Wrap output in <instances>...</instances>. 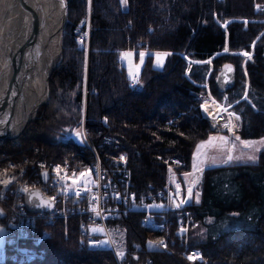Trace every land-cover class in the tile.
I'll list each match as a JSON object with an SVG mask.
<instances>
[{
	"label": "trees",
	"instance_id": "1",
	"mask_svg": "<svg viewBox=\"0 0 264 264\" xmlns=\"http://www.w3.org/2000/svg\"><path fill=\"white\" fill-rule=\"evenodd\" d=\"M156 1L127 0L123 7L120 0H66L62 54L49 77V101L20 135L26 142L42 144L48 157L83 167L93 160L87 144L48 138L44 131H34L33 123L80 126L87 108L88 139L105 163L121 152L127 154L137 195L165 186V169L172 157L184 161L181 169L190 168L196 144L214 131L203 97L206 89L200 83L208 82L213 95L221 99L224 93L214 77L224 62L236 68V83L225 93L241 115V136L264 135V14L254 11L253 0H178L172 11L178 22L171 27ZM89 2L92 22L86 54L78 46L74 28ZM137 41L142 47L169 50L171 56L164 67H155L148 53L140 70L142 85L131 88L118 57ZM181 52L199 60L188 74ZM243 53L250 54L244 69ZM246 78L248 92L242 98ZM45 126L48 130L49 125L41 127ZM201 191L200 202L187 207L207 228L205 239H190L203 259H189L179 243L171 252L147 247L146 238L157 234L141 223L142 211L132 209L121 217L129 241L142 243L139 254L131 256L132 264L148 257L147 264H264V149L256 162L206 168ZM167 216L173 232L175 213L167 211ZM235 222L242 225L215 227ZM80 236L71 224L67 237L63 230L57 231L42 257L23 264H116L111 251L88 249ZM6 264L20 263L7 260Z\"/></svg>",
	"mask_w": 264,
	"mask_h": 264
},
{
	"label": "built area",
	"instance_id": "2",
	"mask_svg": "<svg viewBox=\"0 0 264 264\" xmlns=\"http://www.w3.org/2000/svg\"><path fill=\"white\" fill-rule=\"evenodd\" d=\"M35 150L37 148L32 143L27 145L21 136L11 139L0 136V207L4 210L0 213V224L6 226L10 256L17 260L43 256L44 243L59 230L67 237L72 224L85 235L84 244L88 249L113 251L117 264H132L131 256L139 254L142 244L129 241L127 229L121 222L123 215L132 209L142 211V224L160 234L147 247L164 251H171L169 246L178 243L182 235L178 225L195 221L190 209L178 215V194L159 188L137 195L132 187L131 170L123 161L121 165L114 162L109 169L111 173L97 161L89 166L92 182L68 187L72 165L39 153L35 154L39 157L33 159L29 154ZM44 169L48 170L45 182ZM33 187H40L54 201V207L29 209L26 194ZM171 210L175 213L173 232L167 216V211ZM184 241L187 248L188 239ZM200 254L198 248L192 252V255ZM150 261L148 257L136 264Z\"/></svg>",
	"mask_w": 264,
	"mask_h": 264
},
{
	"label": "rangeland",
	"instance_id": "3",
	"mask_svg": "<svg viewBox=\"0 0 264 264\" xmlns=\"http://www.w3.org/2000/svg\"><path fill=\"white\" fill-rule=\"evenodd\" d=\"M120 3L123 7L127 6V3H124L123 0H120ZM177 3H178V0H157L156 1L157 7L161 8L162 10L165 11V16H166L165 18L168 19V21L166 23L167 27H169V26L171 27L172 24H176L178 22V15L176 14V15L172 16V11L175 8H177ZM263 3H264L263 0H253L254 11L257 13L264 14ZM256 7H260L261 10H259V9L256 10L257 9ZM66 12H67V10H66ZM66 18H67V16H66ZM91 22H92V19H91V2H89L88 7L86 9V14H85V16L82 17L81 23H80V24H86V27L80 28L81 25L78 24L77 27L74 28L75 33H76V40H77L78 46H80L81 48H84L86 54L88 53L87 51L89 48V35H90V30H91ZM65 23H66V21H65ZM63 32H64V30H63ZM61 33H62V31L59 32V36L61 35ZM62 35H63V33H62ZM56 48L58 49V53H57V56L55 57V61H58V63H59V61L61 59V54H62V48H61V52L59 53V51H60V42L59 41H57V43H56ZM122 53H130L131 55L122 56ZM140 53H144L143 59H141ZM148 53H151V62H152V65L155 67H164L165 64L168 62L170 56H171V51H169V50L151 49V48H147V47H142L140 41L136 42L135 47L124 48L119 53L118 64H119L121 69L124 67V69L126 70L128 76H129V83L131 85V88L140 87L142 85L141 81H140V70L143 66V63H144ZM158 53L161 54L159 59L157 58ZM181 55L187 61L188 67H187L186 73L188 74L193 63L197 62L199 60L190 57L185 52H181ZM249 57H250L249 53H248V55H244V60L242 62L243 69L245 66V62H246L247 58H249ZM190 60H192V62H190ZM208 61L210 62V60H208ZM86 64H87V61H86ZM211 71H212V66H210V72ZM217 72H216V74H217ZM216 74H215V77H216ZM215 77H214V80H215ZM235 83H236V81H235ZM200 84L203 85L206 89L204 94H203V97H204L206 106H208V108H209L208 120H209L211 126L214 128V131L211 132L209 134V136L212 133H216V134L213 136L212 140L210 139L207 142L206 141L204 142V140H206L209 136L200 140L196 144V147L199 145V143H200L201 147L204 146V148L207 149V154H208V155H206L207 159H211V160L217 161L218 159H221V157H224L225 155L229 154L232 157V159H231V161H229V160H226L227 159L226 158L225 159L226 162H223L224 164L235 163L237 161L238 162H241V161L256 162V161H258L259 154L264 149V135L260 136V137H256V138H244V137H242L240 132H239V129L242 127L241 115L238 112H236L235 109H233L232 105L234 103H228V95L225 93L226 91L223 92L224 94H223L222 98L218 99L211 92L208 82H204V83H200ZM248 84H249V82L246 78V83H245L246 87H245V91H244L242 98L247 97ZM49 97H50V95H49ZM48 101H49V98H48L47 102ZM47 102H45V103H47ZM45 103H43V104H45ZM217 103L222 104L227 109V111L229 112V114L231 116V122H232L231 127H220L217 123H213L211 121L210 111L214 108L215 104H217ZM43 104L39 105L37 112H36V116L27 122L25 128L27 127L28 123H31L38 116V112H39V110ZM86 112H87V108H85V112H84V116L82 118L81 125L76 126V127H72L71 125H65V126L59 127L53 123H44L43 120L40 122H34L33 123L36 126L34 131H41V132L44 131V133H43L44 136H46L48 138H55V139L72 138L74 141H76L74 139V136L80 134L83 136L85 144H87L91 148V150L93 151V160L90 163H86L83 167H80V165H78V163L75 164V163L67 161V160H65V161L58 160V161L65 162V163L69 162L73 167V169H71V175L69 176L68 187H72L74 185H85V184H89L90 182H92L94 178H92V175H91L92 172L89 170V166H92L97 161H99V163L101 164V166L103 168H107L106 170H108V171L114 165V162L121 165L122 161L125 162L127 165L126 167H129L131 170V167L128 164V157H127V154L125 152H121L119 155H115V156L110 157L108 159L107 163L102 161V159H101L100 155L98 154L96 148L90 142V140L88 139L87 134H86V128H85V122H84ZM236 117H239V119H237ZM36 123H44V124L37 126ZM43 125H49L48 130H44L47 126L42 128L41 126H43ZM25 128L17 136H20L22 134V132L25 130ZM224 134H226V135H224ZM221 137H226L225 143L223 142L222 144H220L219 140H221L220 139ZM8 139H11V138H8ZM31 143L35 146V148H37V150H35L34 153L29 154L30 157L35 159V158L39 157V156H35V154L39 153L40 155L47 157L48 159H52L45 154L46 150L42 144H39V143L34 142V141H27V145H29ZM196 147H195L194 151L196 150ZM192 159H193V154H192L189 169H183V168L181 169L180 167L183 166L184 161L179 159L178 157H172L171 161L167 164L166 169H165L166 183H165V186L161 187V188H164V190L167 192H172V193H175L176 195L178 194V211L179 212L185 211V209H190L187 206L189 203L194 202V199L197 195V189L200 186V182H201V178L199 175L200 170L198 169L199 167L196 166V164L193 165ZM54 160H56V159H54ZM199 161L204 162L203 159H199ZM221 165H223V164H221ZM205 168H209V167H205ZM204 170H203V172H201V174L204 173ZM81 173H83L84 175L82 176ZM131 175H132V170H131ZM188 175H191V177L189 179H188ZM177 184L180 185L179 189H177V187H176ZM189 189H191V195H189ZM149 192H151V191H149ZM169 201H170V199H169ZM133 207H134V205H133ZM171 212H173V211L171 210ZM192 214H193V212H192ZM142 215H141V217H142ZM240 225H242V223L235 222L233 224L229 223V224H224V225H217L215 227L233 228V227H238ZM5 228H6V226L4 224H0V246H3L4 241L6 239V253H5V255L4 254L0 255V264H6L7 260H11V261H14V262H17L20 264L27 263L31 260H34L35 258H32V259L31 258L30 259L23 258V259L17 260L15 258H13L12 256H10V250L7 246V235H6V229ZM75 229L81 235L80 239H81L82 245H85L84 244L85 235L78 228L75 227ZM145 229L151 233L157 234L154 237H147L146 238L144 244L145 245H151L152 244L151 241L157 239L158 236H160V234H158L156 231L147 229L146 227H145ZM205 229L207 230L205 225L200 223L197 219H195V221L192 222L190 225H189V222H188V224L183 225V226L178 225V231H181V234H182L181 237L178 238V243L183 247L185 255L188 258L192 257L191 260H197V259L202 260L203 259L202 254L192 255V252L195 251L197 248L191 246L190 239H194V240L205 239L206 233H205V235H203ZM4 232H5V234H4ZM166 234H167V231H166ZM185 238L188 239V243L190 244L187 248L185 246V241H184ZM49 240H47L44 243L45 251H46V246H47V243ZM132 242H134V241H132ZM136 242H138V241H136ZM169 249L172 251L173 245H170ZM171 251H167V252H171ZM0 252L3 253V249H1V247H0ZM111 253L113 254L114 259L116 261L114 252L111 251ZM116 264H117V262H116Z\"/></svg>",
	"mask_w": 264,
	"mask_h": 264
},
{
	"label": "bare ground",
	"instance_id": "4",
	"mask_svg": "<svg viewBox=\"0 0 264 264\" xmlns=\"http://www.w3.org/2000/svg\"><path fill=\"white\" fill-rule=\"evenodd\" d=\"M24 6H29L27 13ZM23 7L18 6L17 8L21 10L22 15L20 31H23V35L27 34L25 35L27 36L26 49L28 47L33 55L30 84L27 85L20 78L16 84L15 75L17 73L11 65L3 67L7 56L0 47V99L17 91L23 93V97L21 96L17 102L8 101L0 104V128L8 133L18 131L24 120L34 113L36 102L44 98L45 75L57 56L56 43L62 27L63 4L61 0H25ZM31 22H34L35 26L33 32L28 34ZM12 86L13 89H11ZM210 119L220 127L232 126L229 112L220 103L215 104L210 111Z\"/></svg>",
	"mask_w": 264,
	"mask_h": 264
},
{
	"label": "water",
	"instance_id": "5",
	"mask_svg": "<svg viewBox=\"0 0 264 264\" xmlns=\"http://www.w3.org/2000/svg\"><path fill=\"white\" fill-rule=\"evenodd\" d=\"M25 0H0V47L3 48L2 51L7 56V60L3 65H11L13 70L17 73L15 75L16 84L19 82L18 79H23L25 83L30 84L31 80V59H32V51H29L28 47L26 49L25 39L27 34L23 35V31H20L21 27V10L17 8L18 6L23 7V2ZM63 4V17H62V27L60 31L64 30V25L66 21V0H61ZM26 9H25V8ZM24 10L27 13V9L29 6H24ZM35 22V21H34ZM34 22L29 23V28L31 29L28 34L33 32V28L35 25ZM59 31V32H60ZM62 33L59 36L58 41L60 42V51L62 48ZM29 36V35H28ZM192 62V60H190ZM58 61H54L50 68L48 69L45 75V86H44V98L39 99L36 102L35 111L32 115L28 116L20 129L14 133H8L6 130L0 128V136L4 138H12L25 128L27 122L33 119L36 116L37 109L39 105L47 102L50 90H49V77L55 66H57ZM215 85L217 89L221 92L227 91L229 88L233 87L236 81V68L235 65L230 62H224L221 65V68L218 70L215 77ZM14 87L12 86L11 89ZM23 97V93L21 91H17L11 95L6 96L4 99H0V104L3 102H14L19 101L20 97ZM4 100V101H2ZM74 139L79 144H85L83 136L78 134L74 136ZM48 178V170L44 169L42 171V179L43 181H47ZM26 204L27 207L31 210H39L46 209L49 210L54 207V201L50 199L45 192L40 187H33L27 191L26 194ZM4 210L0 207V213H3Z\"/></svg>",
	"mask_w": 264,
	"mask_h": 264
},
{
	"label": "crops",
	"instance_id": "6",
	"mask_svg": "<svg viewBox=\"0 0 264 264\" xmlns=\"http://www.w3.org/2000/svg\"><path fill=\"white\" fill-rule=\"evenodd\" d=\"M216 133H212L206 140H204V142L206 141H208V140H212V138H213V136L215 135ZM224 135H226V134H224ZM224 138H226V137H224ZM220 141V144H222L223 142L225 143V139L224 140H219ZM210 142V141H209ZM217 143V142H216ZM211 144V143H210ZM211 147V146H210ZM210 150V149H209ZM208 150V151H209ZM206 155H208L207 154V149H205L204 148V146H200V143H199V145L196 147V150L194 151V153H193V165L194 164H196V166H198L199 168V170H200V178H201V180H202V177H203V174H201V172H203V170L204 169H206L205 167H213V166H218V165H221V164H224L223 162H226L225 161V159L226 160H228V157L230 156L229 154H227V155H225L224 157H221V159H218L217 161L216 160H211V159H207V156ZM199 159H203L204 160V162H200L199 161ZM224 160V161H223ZM241 162H245V161H241ZM241 162H235V163H241ZM250 162V161H249ZM187 176V175H186ZM191 177V175H188V179ZM197 193H198V196L196 195V197H195V199H194V202H196V203H198V202H200V200H201V195H202V191H201V182H200V186L198 187V189H197ZM210 221H212V220H210ZM205 233H206V229H205V231H204V233H203V235H205ZM4 234H5V232H4ZM1 247V249H3V253H1L0 252V255H2V254H4L5 255V253H6V239H5V241H4V244H3V246H0Z\"/></svg>",
	"mask_w": 264,
	"mask_h": 264
},
{
	"label": "snow or ice",
	"instance_id": "7",
	"mask_svg": "<svg viewBox=\"0 0 264 264\" xmlns=\"http://www.w3.org/2000/svg\"><path fill=\"white\" fill-rule=\"evenodd\" d=\"M123 2H124V3H127V0H123ZM225 51H227V49H225ZM127 55H131V54H130V53H122V56H127ZM160 55H161V54H159V53L157 54V58H158V59H159ZM165 55H166V54H165ZM243 55H248V53H243ZM140 56H141V59H143L144 53H140ZM236 118L239 119V117H236ZM220 139H221V140H224L225 138H224V137H221ZM231 159H232V157L229 156V157H228V160L231 161ZM81 175L83 176L84 174L81 173ZM176 187H177V189H179L180 185L177 184ZM78 195H79V193H78ZM189 195H191V189H189ZM197 196H198V193H197ZM159 243L162 244L163 242L161 241V242H159ZM189 259H192V257H189Z\"/></svg>",
	"mask_w": 264,
	"mask_h": 264
}]
</instances>
